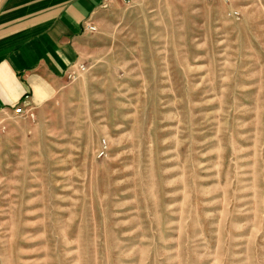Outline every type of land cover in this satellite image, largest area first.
Masks as SVG:
<instances>
[{"label": "rangeland", "instance_id": "rangeland-1", "mask_svg": "<svg viewBox=\"0 0 264 264\" xmlns=\"http://www.w3.org/2000/svg\"><path fill=\"white\" fill-rule=\"evenodd\" d=\"M87 22L78 77L0 117V264H264V0Z\"/></svg>", "mask_w": 264, "mask_h": 264}, {"label": "crops", "instance_id": "crops-1", "mask_svg": "<svg viewBox=\"0 0 264 264\" xmlns=\"http://www.w3.org/2000/svg\"><path fill=\"white\" fill-rule=\"evenodd\" d=\"M114 0H0V117L38 109L78 58L85 24Z\"/></svg>", "mask_w": 264, "mask_h": 264}, {"label": "built area", "instance_id": "built-area-1", "mask_svg": "<svg viewBox=\"0 0 264 264\" xmlns=\"http://www.w3.org/2000/svg\"><path fill=\"white\" fill-rule=\"evenodd\" d=\"M85 30L88 31H93L95 30V26L91 23V22H87L85 24ZM74 68L68 69L65 72V76L67 78V80L69 81H74L77 77L80 71H82L84 69V65L83 64H77L73 66ZM28 111L26 112L27 114L31 115L32 112L27 109ZM25 112L24 106L22 105H17L13 107V114L14 115H21Z\"/></svg>", "mask_w": 264, "mask_h": 264}]
</instances>
